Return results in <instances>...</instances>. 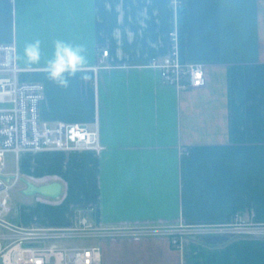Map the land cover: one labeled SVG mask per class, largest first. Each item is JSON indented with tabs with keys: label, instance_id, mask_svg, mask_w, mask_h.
I'll list each match as a JSON object with an SVG mask.
<instances>
[{
	"label": "crops",
	"instance_id": "0c3cea01",
	"mask_svg": "<svg viewBox=\"0 0 264 264\" xmlns=\"http://www.w3.org/2000/svg\"><path fill=\"white\" fill-rule=\"evenodd\" d=\"M185 5L182 58L205 75L188 88L150 65L169 53L178 26L169 0H0V42L15 43L19 80L43 84L41 118L98 128L103 145L13 153L17 165L5 175H17L21 190L25 178L58 181L61 193H23L8 219L109 231L92 238L102 264H264V234L209 242L180 233L237 211L264 223V0ZM57 40L85 48L68 88L47 71ZM34 41L31 61L25 48ZM123 228L153 233L109 234Z\"/></svg>",
	"mask_w": 264,
	"mask_h": 264
},
{
	"label": "built area",
	"instance_id": "2783aa9c",
	"mask_svg": "<svg viewBox=\"0 0 264 264\" xmlns=\"http://www.w3.org/2000/svg\"><path fill=\"white\" fill-rule=\"evenodd\" d=\"M183 0H169L178 10ZM169 53L162 59L153 57L150 65L160 70L163 80L179 87L201 86L205 82L201 64L187 63L182 58L178 26L169 33ZM108 54V49L103 50ZM21 68L16 62L15 43L0 42V264H102L99 245L59 247L45 245L46 241L84 235L81 228L25 227L8 219L9 192L17 183L15 175L6 181L5 155L12 152L18 157L24 151L41 150H101L98 128L79 122H49L40 116L44 86L38 81H21ZM93 234H106L93 230ZM149 232V231H148ZM156 232V231H154ZM89 233V232H88ZM114 233V232H113ZM173 235V231H168ZM180 233L210 236L264 234V223L245 219L240 212L227 223L207 224L183 229ZM88 235V234H86ZM178 240L174 239L176 243Z\"/></svg>",
	"mask_w": 264,
	"mask_h": 264
},
{
	"label": "clouds",
	"instance_id": "9594fccd",
	"mask_svg": "<svg viewBox=\"0 0 264 264\" xmlns=\"http://www.w3.org/2000/svg\"><path fill=\"white\" fill-rule=\"evenodd\" d=\"M39 48L40 42L34 41L26 46L25 56L31 61H36L39 58ZM85 62V48L82 45L57 40L54 44L53 59L47 65L49 78L59 87L68 88L69 78L74 76Z\"/></svg>",
	"mask_w": 264,
	"mask_h": 264
},
{
	"label": "rangeland",
	"instance_id": "374dc122",
	"mask_svg": "<svg viewBox=\"0 0 264 264\" xmlns=\"http://www.w3.org/2000/svg\"><path fill=\"white\" fill-rule=\"evenodd\" d=\"M7 103H0V106H6ZM5 162L8 168H15L17 165V160L14 156L13 153L8 152L5 155ZM25 196L23 195V192L21 190V182L16 184L10 189L9 192V205L10 208H15L18 202H20ZM90 230V229H87ZM162 230H160L161 232ZM89 232V233H88ZM114 232V233H113ZM111 231L109 234L111 235H134V234H139V233H153L152 231H145L143 228H137V229H128V228H123V229H116L114 231ZM157 232V231H156ZM84 235H81L79 237H68V238H61V239H53V240H48L46 241V244H54L59 247H77V246H90L94 245L92 238L94 236L98 235H103V234H93L90 231L83 232ZM88 234V235H86Z\"/></svg>",
	"mask_w": 264,
	"mask_h": 264
},
{
	"label": "water",
	"instance_id": "95a60500",
	"mask_svg": "<svg viewBox=\"0 0 264 264\" xmlns=\"http://www.w3.org/2000/svg\"><path fill=\"white\" fill-rule=\"evenodd\" d=\"M6 181H10L11 176L1 175ZM25 183V187L22 189L25 194H36L49 196V197H58L61 193V183L58 181H53L50 183L36 184L32 181H29L25 178L22 179ZM226 239L225 236H210L206 237L205 240L209 242H221Z\"/></svg>",
	"mask_w": 264,
	"mask_h": 264
},
{
	"label": "trees",
	"instance_id": "16d2710c",
	"mask_svg": "<svg viewBox=\"0 0 264 264\" xmlns=\"http://www.w3.org/2000/svg\"><path fill=\"white\" fill-rule=\"evenodd\" d=\"M188 25V10L185 5V0L182 1L178 8V29L181 40V49L183 50L185 35L187 32Z\"/></svg>",
	"mask_w": 264,
	"mask_h": 264
}]
</instances>
